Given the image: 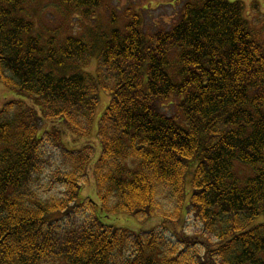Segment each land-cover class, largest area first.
Returning <instances> with one entry per match:
<instances>
[{
  "label": "trees",
  "instance_id": "trees-1",
  "mask_svg": "<svg viewBox=\"0 0 264 264\" xmlns=\"http://www.w3.org/2000/svg\"><path fill=\"white\" fill-rule=\"evenodd\" d=\"M24 6L0 0V264H264V46L243 2L185 0L152 32L131 13L97 48Z\"/></svg>",
  "mask_w": 264,
  "mask_h": 264
},
{
  "label": "rangeland",
  "instance_id": "rangeland-1",
  "mask_svg": "<svg viewBox=\"0 0 264 264\" xmlns=\"http://www.w3.org/2000/svg\"><path fill=\"white\" fill-rule=\"evenodd\" d=\"M185 0H103L101 6L92 11L90 15L85 16L81 12L63 6L58 0H25L24 16L29 19L35 26L38 33L48 37L56 34L61 41L65 37L83 38L88 43H94L96 48L102 44L97 38L102 37L103 33H108L112 29H123L128 22L131 13L141 16L143 26L147 32L157 29H167L173 26L181 14L182 4ZM231 2L241 1L244 5L245 17L249 20L252 28L258 38V41L264 46V0H230ZM97 40V41H95ZM80 68L96 76L99 68V61L96 54ZM0 81V107L6 99H15ZM110 101V96L100 91L99 106L92 124V137L97 134V126L102 115L106 111ZM250 170L238 165L236 174L244 179L250 175ZM42 178L43 187L48 188L50 180ZM44 196L46 193H43ZM48 194V193H47ZM85 197L96 198L94 184L84 192ZM43 196V195H42ZM159 220L146 221L138 224L135 221L131 223L123 222L122 225L131 227L136 231L146 232L156 229ZM200 224L193 218L185 223L184 229L188 234L199 233ZM169 236H171L169 234ZM166 238L169 239L168 235Z\"/></svg>",
  "mask_w": 264,
  "mask_h": 264
}]
</instances>
